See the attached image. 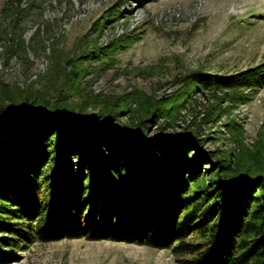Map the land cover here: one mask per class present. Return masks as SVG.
Masks as SVG:
<instances>
[{"label":"trees","instance_id":"16d2710c","mask_svg":"<svg viewBox=\"0 0 264 264\" xmlns=\"http://www.w3.org/2000/svg\"><path fill=\"white\" fill-rule=\"evenodd\" d=\"M119 13L110 8L100 29ZM186 82L183 96L264 86V63ZM16 91L0 81V264L36 241L76 237L168 249L179 264H264V172L204 149L193 131L166 133L171 105L86 113Z\"/></svg>","mask_w":264,"mask_h":264},{"label":"rangeland","instance_id":"374dc122","mask_svg":"<svg viewBox=\"0 0 264 264\" xmlns=\"http://www.w3.org/2000/svg\"><path fill=\"white\" fill-rule=\"evenodd\" d=\"M112 7L119 15L100 29ZM135 11L144 20L115 35ZM114 41L128 46L105 47ZM92 50L100 56L90 58ZM0 60V81L22 102L65 98L86 113L121 102L134 109L171 105L166 133L193 131L204 149L264 172V86L183 96L196 71L232 74L264 63V0H0ZM179 258L139 243L76 237L36 241L6 264H179Z\"/></svg>","mask_w":264,"mask_h":264},{"label":"bare ground","instance_id":"6f19581e","mask_svg":"<svg viewBox=\"0 0 264 264\" xmlns=\"http://www.w3.org/2000/svg\"><path fill=\"white\" fill-rule=\"evenodd\" d=\"M94 4V3H93ZM95 5V4H94ZM201 6V5H200ZM82 7V6H81ZM86 7V6H85ZM83 9V8H82ZM86 9V8H85ZM84 9V10H85ZM171 11V12H170ZM136 13H133L131 15V17L127 18L124 22V24H122L119 27H116L115 29V35L119 36L122 34H125L126 32L135 29L145 18V15L140 12V11H135ZM171 14L175 15L176 17L179 16V12L176 11V9H170L168 11ZM82 15V14H81ZM77 16V15H76ZM156 18V17H155ZM169 18V17H167ZM156 23H159V19L156 18L154 19ZM116 37V36H115ZM49 53V52H48ZM1 62V60H0ZM1 64V63H0ZM2 65V64H1ZM41 65V64H40ZM44 65V64H43ZM1 68V67H0ZM42 68V67H41ZM38 77V76H37ZM34 79V78H33ZM36 80V79H35ZM25 81V80H24ZM28 84V83H27Z\"/></svg>","mask_w":264,"mask_h":264}]
</instances>
